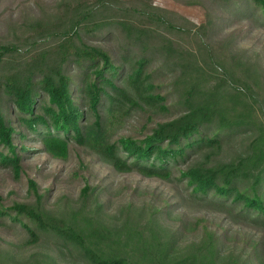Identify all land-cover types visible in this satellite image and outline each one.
I'll use <instances>...</instances> for the list:
<instances>
[{"label": "trees", "instance_id": "1", "mask_svg": "<svg viewBox=\"0 0 264 264\" xmlns=\"http://www.w3.org/2000/svg\"><path fill=\"white\" fill-rule=\"evenodd\" d=\"M174 1L204 6L205 24L150 0L34 1L0 42V171L19 177L33 138L60 160L84 147L118 174L175 180L224 217L189 219L155 196L112 214L88 185L58 216L46 192L34 207L0 205L23 249L52 244L20 264H264V49L238 50L260 43L264 0ZM234 142L238 162L213 165ZM0 264L18 263L0 247Z\"/></svg>", "mask_w": 264, "mask_h": 264}, {"label": "rangeland", "instance_id": "2", "mask_svg": "<svg viewBox=\"0 0 264 264\" xmlns=\"http://www.w3.org/2000/svg\"><path fill=\"white\" fill-rule=\"evenodd\" d=\"M34 1L37 0H0V42L15 38L12 32L17 30L19 23L24 24ZM150 1L154 6L175 12L198 26L206 22L204 6L184 5L174 0ZM252 35L258 36L260 43L256 38L246 39L238 48L240 51L248 50L249 56L259 54L260 50L264 49V29H258ZM259 117L264 123V115L261 112ZM124 134L119 132L114 134L113 140ZM26 147L29 152L27 151L28 155L22 162V173L19 177L12 171H0V205L3 207L8 208L15 204L34 207L37 203L36 195L43 196L48 192L44 205L46 211L52 215L67 216V213L78 209L79 197L88 185L90 188L98 187V191H106V197L110 199L109 211L112 214L128 201L143 205L145 202L143 200L155 196L157 199L168 201L178 211L176 213L186 215L189 219L202 216L210 219L224 217L221 212L191 204L177 181L149 179L137 173L118 174L101 155L88 148L72 147L68 159L60 160L48 155L43 144L34 138L27 142ZM243 152V143L234 142L225 154L215 158L213 165L236 164ZM30 183L35 184L37 193L32 190ZM122 186L128 189L127 194L135 197L133 200L127 196H120ZM134 189L136 193H132ZM251 233L257 235L254 231ZM23 243L24 236L19 232L0 229V247L3 251H8L18 264L32 255L46 254L52 249L49 241L32 249H23Z\"/></svg>", "mask_w": 264, "mask_h": 264}]
</instances>
